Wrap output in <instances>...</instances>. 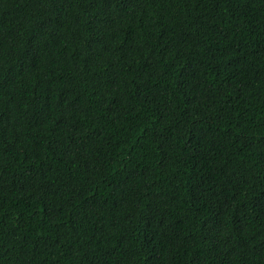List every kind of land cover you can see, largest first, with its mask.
<instances>
[{
  "label": "trees",
  "instance_id": "obj_1",
  "mask_svg": "<svg viewBox=\"0 0 264 264\" xmlns=\"http://www.w3.org/2000/svg\"><path fill=\"white\" fill-rule=\"evenodd\" d=\"M0 264H264V0H0Z\"/></svg>",
  "mask_w": 264,
  "mask_h": 264
}]
</instances>
